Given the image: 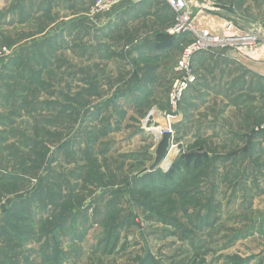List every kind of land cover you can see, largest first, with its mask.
Wrapping results in <instances>:
<instances>
[{"label": "rangeland", "instance_id": "1", "mask_svg": "<svg viewBox=\"0 0 264 264\" xmlns=\"http://www.w3.org/2000/svg\"><path fill=\"white\" fill-rule=\"evenodd\" d=\"M32 2L36 10H18ZM201 3L220 23L264 24V0ZM136 6L101 12L93 0H0V219L26 200L35 214L7 220L0 264H264V143L258 170L248 151L264 97L245 90L228 101L195 83L172 111L184 45L155 53L173 16L163 0ZM162 130L172 133L171 165L195 141L210 162L178 190L136 192ZM70 213L67 227L47 233ZM203 219L212 223L202 227ZM54 247L61 254L51 262Z\"/></svg>", "mask_w": 264, "mask_h": 264}, {"label": "built area", "instance_id": "2", "mask_svg": "<svg viewBox=\"0 0 264 264\" xmlns=\"http://www.w3.org/2000/svg\"><path fill=\"white\" fill-rule=\"evenodd\" d=\"M86 1L75 0L77 3ZM126 1L136 6L146 0H93V4L97 11L108 12L112 7ZM163 1L173 16L167 34L174 38L185 36L187 40L176 62L174 78L168 93L172 111L177 110L185 92L197 81L192 63L196 54L217 56L224 52H233L246 61L263 62L264 24H254L250 29H243L229 21L220 23L209 18L206 10L210 8L197 5L201 0ZM193 5L198 10L196 15L192 14ZM233 60L238 62L236 59ZM256 131H264V121Z\"/></svg>", "mask_w": 264, "mask_h": 264}, {"label": "crops", "instance_id": "3", "mask_svg": "<svg viewBox=\"0 0 264 264\" xmlns=\"http://www.w3.org/2000/svg\"><path fill=\"white\" fill-rule=\"evenodd\" d=\"M31 5L32 7H28V5L27 7H19L18 10L20 8H22L23 10H36L35 2H32ZM26 16L28 15H25V17ZM1 17H3L4 19H8V16L6 15H3ZM24 19L25 20H23L24 22L22 23L27 22V19ZM103 35L106 36L105 32ZM233 59H236L238 62L234 61ZM192 62L193 66L195 65V69H193L194 71L196 70V84L197 86H199V88L205 89L206 92H208L207 90H210L211 92L218 93L228 101H233L235 97H238V94H240V92H244L245 90L253 94L258 93L264 97V75H261L258 72L254 73L253 71L248 69L246 63H253L250 61H246L241 57H238L233 52H224L223 54H219L217 56L198 54L193 58ZM255 64L264 67V62H255ZM197 72L202 73V75L198 74ZM202 83L204 84V87H202ZM187 97L188 99L185 100L187 104L185 105L184 103V107H189L190 109L194 99L191 100V95H188ZM200 97L205 98L203 99V102L205 103V101L207 100L206 94H200ZM201 98L200 101H197L198 103H203L201 102ZM247 119L250 120V118ZM256 129L257 127L254 128V136L250 134V156L252 158L251 166L253 170L259 169L260 165L258 160L263 157L261 145L264 143V131H256Z\"/></svg>", "mask_w": 264, "mask_h": 264}, {"label": "trees", "instance_id": "4", "mask_svg": "<svg viewBox=\"0 0 264 264\" xmlns=\"http://www.w3.org/2000/svg\"><path fill=\"white\" fill-rule=\"evenodd\" d=\"M146 2V1H145ZM141 5V4H140ZM135 7V5H134ZM136 9L137 6L135 7ZM166 11H167V7H166ZM141 12V11H140ZM147 11H143V13H145ZM138 13V11H135L134 14ZM168 13H170V11L168 10ZM160 38V37H159ZM163 42L159 43V45H155L153 46V48H155V53L158 50L160 54L162 52H171L172 50L175 49V47H178L179 45L181 46L182 44L184 45L187 40L185 38V36L183 37H170L167 34L164 35L163 34ZM183 48V47H181ZM157 51V52H158ZM153 53V49L150 53L148 54H155ZM198 55V54H196ZM195 55V56H196ZM194 56V57H195ZM193 57V58H194ZM193 61V59H192ZM193 63V62H192ZM142 84V83H140ZM137 88L139 89L138 86H135L134 89ZM143 86H141V90L138 91V95L140 96V98L145 101V99H149L148 97V90L145 88L144 90ZM145 90H147L145 92V94L143 93ZM254 136V133H251ZM252 136V137H253ZM248 139L251 142V137L249 135ZM202 141V140H200ZM202 142L199 141H195L193 145H191L186 151L187 153H185L184 155H179V157L176 158V160L172 163L169 171L167 173H163L162 171H160V169H157L153 172H148L146 174L142 173L138 178H137V188H134L136 190V192H144L146 191L148 188L149 190H153V191H161V193L167 192L164 189H169L170 186L172 187L171 191L173 190H178L180 188L181 185L186 184L183 181L186 180V178H194L197 175H199L200 172V167L204 164H209L210 159L207 157V155L204 152L203 148L200 147L199 150H195V147L197 146H201ZM250 147H251V143H250ZM249 153H250V148H249ZM219 158H215L213 162H218L219 160H217ZM196 170V172H195ZM193 173V176H191V174ZM176 178H180V180H176ZM188 182V179L186 180ZM150 190V191H151ZM198 191H200V189L198 187L195 186V188H190L189 190H187V193H193L196 192L198 193ZM26 202H28L27 200L22 202V204L20 203V205H14L11 206L10 208H7L6 213L4 211V215L3 217L0 219V234H2V231L4 230V227L6 226L7 220L10 219V217L12 215H14V213H23L25 212L26 215L33 217L35 214H30L29 210L26 209L25 205ZM55 205L54 207L56 208ZM4 209H2L3 211ZM71 213L69 215H63L60 216L55 222L54 224H52V226L50 225L48 227L47 233L48 232H52L53 234L55 233V230L59 229H63L65 227H67L66 223L67 221L70 219ZM159 217V221L162 223H175L171 220V218L166 217V216H158ZM13 218V217H11ZM204 222L202 223L203 226L205 227L208 225V223H212L209 220H205L203 219ZM123 227V223H119L118 226H114L113 229L109 232V234L116 230H118L119 228ZM53 246H55V244H53ZM53 253L54 255L50 256V254L46 255V257L49 259V261L53 262L54 259L56 258L55 254L56 253H60V251L54 247L53 249ZM61 254V253H60ZM28 263V262H27Z\"/></svg>", "mask_w": 264, "mask_h": 264}, {"label": "water", "instance_id": "5", "mask_svg": "<svg viewBox=\"0 0 264 264\" xmlns=\"http://www.w3.org/2000/svg\"><path fill=\"white\" fill-rule=\"evenodd\" d=\"M262 61L264 62V58ZM170 116H173V115L170 114ZM171 138H172L171 131H164L162 133V136L160 137L158 144L156 145V148L154 151V157H153L154 160L148 166L147 171L144 174L148 172H153L160 168V166L162 165L163 161L165 160L166 156L168 155L170 151Z\"/></svg>", "mask_w": 264, "mask_h": 264}, {"label": "bare ground", "instance_id": "6", "mask_svg": "<svg viewBox=\"0 0 264 264\" xmlns=\"http://www.w3.org/2000/svg\"><path fill=\"white\" fill-rule=\"evenodd\" d=\"M164 132V130H162V133ZM161 136H162V134H161ZM160 136V137H161ZM159 137V138H160ZM173 149L171 148L170 149V151H169V153H168V155L166 156V158H165V160L163 161V163H162V165L160 166V168L162 169V170H167L170 166H171V160H172V156H173ZM176 154V153H175Z\"/></svg>", "mask_w": 264, "mask_h": 264}]
</instances>
